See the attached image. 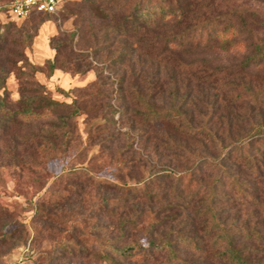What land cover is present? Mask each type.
Masks as SVG:
<instances>
[{"label":"rangeland","instance_id":"obj_1","mask_svg":"<svg viewBox=\"0 0 264 264\" xmlns=\"http://www.w3.org/2000/svg\"><path fill=\"white\" fill-rule=\"evenodd\" d=\"M12 1L0 0V6ZM76 4L84 11L71 15ZM251 4L264 10V0ZM112 18L106 12L97 15L83 0H60L55 14L3 19L7 28L0 22V100L4 96L15 104L46 94L60 103L0 135V264H101L96 253L65 252L59 244L86 246L90 238L117 242L106 202L110 200L111 209L121 193L108 186H133L149 171L182 173L188 167L185 152L168 148L167 140L188 148H195L196 141L167 127L147 129L139 119L134 90L149 94L162 86L157 97L169 106L175 80L180 98L190 97L187 107L197 124L204 112L201 99L211 95L215 102L214 93L188 84L172 67L148 57L134 39L111 33L107 26ZM81 28L86 38L78 34ZM59 42L68 47L58 56L54 47ZM214 58L233 67L240 55ZM56 59L58 67L51 72L48 62ZM249 80L258 87L264 73L253 71ZM224 106L215 107L217 117L229 115V105ZM62 117H68L73 134L65 152L60 151ZM120 154L125 169L118 164ZM141 242L147 243L145 238ZM180 252L197 264H213L184 247Z\"/></svg>","mask_w":264,"mask_h":264},{"label":"trees","instance_id":"obj_2","mask_svg":"<svg viewBox=\"0 0 264 264\" xmlns=\"http://www.w3.org/2000/svg\"><path fill=\"white\" fill-rule=\"evenodd\" d=\"M251 1L83 0L97 15H113V24L107 26L111 33L134 39L148 57L172 67L188 84L208 88L215 102L211 95L201 99L204 112L197 124L187 107L190 97L180 98L175 80L169 106L157 97L162 86L149 94L134 90L138 116L147 129L167 127L196 141L195 148H188L167 140L168 148L185 152L188 167L182 173L149 171L133 186L110 184L108 189L121 193L111 209L110 200L106 202L107 217L115 219L117 242L111 238H90L89 246L64 242L59 244L63 251L96 253L101 264H156L159 259L161 264H197L182 257L184 247L213 264H264V83L256 87L246 81L253 71L264 73V10ZM74 7L71 15L81 9ZM0 22L7 28L1 17ZM78 34L88 35L82 28ZM67 47L59 42L54 49L59 56ZM230 53L240 55L233 67L214 58ZM58 63L48 62L51 72ZM59 105L46 94L15 104L1 96L0 135ZM217 105H229V115L217 117ZM60 123L64 129L60 151L65 152L73 134L68 117L60 118ZM243 123L247 127L241 130ZM235 127L238 132L233 136ZM120 157L118 164L125 169Z\"/></svg>","mask_w":264,"mask_h":264},{"label":"built area","instance_id":"obj_3","mask_svg":"<svg viewBox=\"0 0 264 264\" xmlns=\"http://www.w3.org/2000/svg\"><path fill=\"white\" fill-rule=\"evenodd\" d=\"M60 0H13L0 6V17L4 20H26L36 15L55 14Z\"/></svg>","mask_w":264,"mask_h":264}]
</instances>
